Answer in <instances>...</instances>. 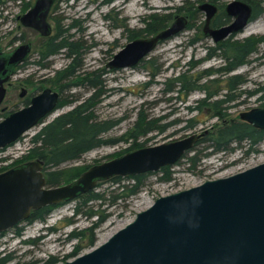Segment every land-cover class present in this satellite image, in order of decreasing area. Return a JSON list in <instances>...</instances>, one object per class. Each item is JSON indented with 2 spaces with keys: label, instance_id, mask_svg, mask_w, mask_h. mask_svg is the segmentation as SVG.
Masks as SVG:
<instances>
[{
  "label": "rangeland",
  "instance_id": "1",
  "mask_svg": "<svg viewBox=\"0 0 264 264\" xmlns=\"http://www.w3.org/2000/svg\"><path fill=\"white\" fill-rule=\"evenodd\" d=\"M29 0H0V44L5 50L13 48L19 43V35H24L34 43L33 51L22 69V74L34 71L39 65L33 60L38 58V50L42 38L40 34L23 26L18 15L25 12L23 3ZM34 2L35 0H30ZM193 1V0H191ZM226 5L232 0H219ZM198 1L195 2L197 7ZM184 4V0H59L58 7L53 15L60 19L63 28L77 20L80 27L71 28L68 33L72 39L83 45L82 61L79 79L85 72L100 69L107 66L113 55L122 48L128 41V28L145 27L143 18L157 13L163 15L167 12H174L177 6ZM264 6V0H263ZM175 16L185 15L186 12H175ZM193 26L181 30L177 35L171 36L161 42L147 58L143 59L135 67H126L119 70L103 71L100 74L102 79L101 88L103 92L93 108L98 119L114 120L115 125L104 133V137L118 139L114 143L103 144L82 154L79 158L61 163V167L73 165L95 164L104 160L116 157L123 149L131 145L133 138L129 131L134 127L135 122L142 112L147 114L149 119L157 124H165L164 130L152 129L147 135L139 136L138 141H146V145L157 144L185 137L193 132H209L216 125L226 120L242 119L240 114L253 107L262 106L260 92L250 93L257 88L264 87V42L259 44L256 52L249 56V61L229 73L222 71L213 76H202L198 83L207 84L211 90L218 91L217 95L210 98H225L226 93H234L235 99L229 103L228 115L221 119L216 115L210 104L200 105L199 100L206 97L203 90L193 89L189 93L175 88L166 91V81L180 73L198 77L205 69L220 68L227 64L226 59L221 56L204 58L207 55L209 45H216L211 37L200 39L195 43L190 42L191 37L202 32L204 14L193 15ZM53 23L54 19H53ZM250 25L247 29L246 27ZM246 27L232 34V40L244 39L251 36L264 35V11L261 15L252 19ZM246 28V29H245ZM149 36V35H148ZM66 53V52H65ZM65 53H58L50 58V66L55 69L66 67L72 57ZM204 60L192 68L189 64L194 59ZM157 74L152 76V72ZM241 75V82L233 90L227 86L229 77ZM218 79L217 81H213ZM7 100L0 106V120L2 107L11 108L14 103L20 101L18 92L10 86ZM75 90L83 91V95L75 98L66 107H61L51 114L44 122L37 124L23 134L16 142L0 151V167L15 166L14 162L20 159L32 145L31 138L49 121L61 112L71 109L80 103L84 98L90 96L92 88L82 85ZM187 93V94H186ZM194 119L196 124L187 127L188 120ZM176 121V122H175ZM204 146L201 142L194 150L187 152L186 156L171 166L173 178L161 180L159 172L148 176L146 184L141 190L131 196H122L112 203V198L121 191L118 182L111 180L96 186L97 191H105L106 199L103 205L95 200L88 202L83 209H89L92 205L100 212L108 213L106 219L96 229L97 241L100 244L109 238L114 232L132 221L138 211L147 208L156 198L161 195L185 189L213 179L239 172L264 161V140L259 144L258 150L249 154L236 147L233 151H218L202 155L195 168H189L187 156L194 154ZM210 151V149H207ZM13 164V165H11ZM19 164V163H18ZM123 179L122 182H127ZM78 199H72L56 206L48 215L45 221L36 220L32 223L22 222L25 228L21 235L14 234V228L0 233V250L14 251L15 259L8 264H43L51 255H57L60 260L55 264H63L64 255L70 252L77 239H68V234L75 229H82L89 226L97 216L88 217L87 214L75 212ZM72 218V222L69 221ZM53 227V229H49ZM36 243H26L24 239L38 237ZM90 248V247H89ZM89 248L84 249L85 252ZM71 257L69 259H72ZM68 260V259H67Z\"/></svg>",
  "mask_w": 264,
  "mask_h": 264
},
{
  "label": "water",
  "instance_id": "2",
  "mask_svg": "<svg viewBox=\"0 0 264 264\" xmlns=\"http://www.w3.org/2000/svg\"><path fill=\"white\" fill-rule=\"evenodd\" d=\"M55 0H35L19 15L25 26L43 35L52 32L48 15ZM207 12L204 34L215 43L243 29L253 14L250 3L232 0L226 11L233 20L212 28L217 6L204 1ZM188 24L177 16L167 27L149 36L129 40L107 63L108 67H132L164 40L177 35ZM31 52V43L11 51L0 45V104L5 82ZM58 93L46 88L30 104L11 111L0 120V148L16 142L29 129L45 121L57 105ZM264 129V106L240 114ZM205 132L145 145L95 163L73 180L50 186L44 159L21 162L0 173V233L27 219L32 210L79 197L100 181L115 175L158 171L174 165L190 151ZM63 264H264V161L228 176L161 195L136 217L100 244L66 260Z\"/></svg>",
  "mask_w": 264,
  "mask_h": 264
},
{
  "label": "trees",
  "instance_id": "3",
  "mask_svg": "<svg viewBox=\"0 0 264 264\" xmlns=\"http://www.w3.org/2000/svg\"><path fill=\"white\" fill-rule=\"evenodd\" d=\"M201 2L204 0H184V4L177 6L174 12H167L163 15L157 13H152L151 15L144 17L142 20L145 23V27L141 28H128L127 35L129 40L140 37L148 36L154 34L165 27H167L173 20L175 12H183L188 10L190 12H195L197 7L195 2ZM217 1V0H209ZM253 5L254 14L251 19L256 18L264 11L263 0H249ZM30 1H25L23 5V10L28 9L30 6ZM80 27L77 20H74L66 28H63L60 24V19L56 23L57 32L48 37L42 45V58L36 61L37 64L45 66L43 58L49 57L53 54H58L63 52L72 60L67 65L68 71L78 69L83 67L82 61V51L83 45L72 39V34L68 33L71 28ZM193 42V40H192ZM264 42V35L261 36H251L244 39L232 40L227 38L226 40L217 43L216 45L209 46L207 48V55L205 58H211L213 56L221 55L226 59L227 64L220 68L211 67L205 69L198 77H193V75H188V73L183 72L173 78H168L166 81V87L164 90L171 91L178 88L180 91L190 92L191 90H203L206 92V97L199 100L200 105L197 108H201L202 104L210 106L215 110L217 116L221 119H225L228 115L227 109L229 108V103L235 99L234 93H226L225 98H216L209 101L210 98L217 95V92L211 90L207 84L198 83L202 76H213L219 71L224 73H229L230 71L236 69L237 67L247 63L249 61V56L256 52L259 48V44ZM190 64V63H189ZM102 73V72H101ZM96 70L85 72L82 76V81L88 87L94 89L93 93L78 103L71 110L55 117L52 121L45 124L32 138V145L26 153L21 155L14 164H18L24 161H28L35 158L44 159V169L47 182L50 186L57 185L61 183H66L77 176L80 175L84 170H86L92 164L85 165H73L68 167H61V163L65 161H70L79 158L82 154L89 151L92 148L103 144L114 143L118 139L104 137V133L108 131L111 127L115 125L114 120L108 119H98L93 112V108L97 104L103 89L101 88L102 79L100 74ZM157 72L153 71L152 76L156 75ZM214 79L213 81H217ZM241 75H232L229 77L228 87L233 90L241 82ZM250 93L260 92L261 105L264 106V87L257 88L254 91H249ZM74 99L62 100L59 106L66 104L67 102H72ZM12 110L3 111L2 115L5 117ZM176 122V121H175ZM187 127H193L196 124L194 119L188 120ZM165 124H157L154 120L149 119L147 114L140 112L134 127L129 131L130 137L133 138L131 145L123 149L119 154L126 152L131 149H135L146 145V141H138L139 136L147 135L152 129L158 128L159 130H164ZM264 140V129L258 128L251 124L250 122L243 119H232L226 120L220 125L214 126L212 130L205 133L191 149L194 150L198 144L204 142V146L199 148L194 154L187 156V162L189 163V168H195L198 165L200 157L204 154H210L211 152H227L233 151L236 147L244 148V152L249 154L252 151L258 150L259 144ZM12 144V143H11ZM9 146V145H8ZM7 147V146H6ZM6 147L0 148V151L4 150ZM210 149V151H207ZM190 150V151H191ZM189 152V151H188ZM187 154V153H186ZM183 155L184 156H186ZM5 157H1L0 160H5ZM180 161V160H179ZM13 165V164H11ZM172 165L163 166L159 172V178L161 180H170L173 178ZM9 169V166L0 167V173ZM156 173V171H146L137 174L129 175H115L107 180L100 181L101 183L111 180L118 182L121 189L112 198V203L116 202L118 198L122 196H131L138 193L141 188L146 184L147 178L150 174ZM123 179H128L127 182H122ZM79 202L75 206V212L77 214L84 213L88 217L97 216L92 220L91 224L82 229H75L68 234V239H77L74 248L64 255V260L71 257L79 255L84 249L94 246L97 241V231L96 229L105 221L108 213L100 212L99 209H94L92 205L89 209H83L84 206L88 205V202H93L95 200L103 205L106 199L105 191H97L96 187L89 190L88 192L75 198ZM64 202L58 204H48L38 209L32 210L30 216L22 222L32 223L36 220L45 221L51 211ZM72 218L69 221L72 222ZM21 222V223H22ZM21 223L15 225L14 234L21 235L23 229L25 228ZM53 229V227H49ZM6 231L1 232L5 233ZM32 237L24 239L26 243H36L39 238ZM14 251H4L0 250V264H8L15 259ZM60 260L57 255H51L43 264H55Z\"/></svg>",
  "mask_w": 264,
  "mask_h": 264
},
{
  "label": "flooded vegetation",
  "instance_id": "4",
  "mask_svg": "<svg viewBox=\"0 0 264 264\" xmlns=\"http://www.w3.org/2000/svg\"><path fill=\"white\" fill-rule=\"evenodd\" d=\"M204 1H209V0H204ZM204 1L199 2L198 5L200 3H202V2H204ZM242 1H245V2L250 3L249 0H242ZM34 2H31L30 1L31 4L28 7V9L34 4ZM58 2H59V0H55L54 4L51 7V10L49 12V15H48V20H49V22L52 25V32H51V34H49V35H43L37 29H35L33 27H30V26H25V25H23L21 23L23 26L27 27L28 29H31L34 32L40 34V36L42 38V41H41L40 45H38V47H39V50H38V58L35 59V60H33L34 63H36V61L38 59L42 58V52H43L42 51L43 50L42 49V45H43V42L48 37L53 36L57 32V30H56V23H57V21H59V19L57 17H54L53 12L58 7ZM210 2L214 3L217 6V11L214 14V16L212 17L211 23H210V26L212 28H216V27H220L222 25L228 24V23H230L233 20V16H230L227 13V11H226V5L229 2H231V1H229L226 5H224L223 3H220L219 0H217V1H210ZM198 5H197V10L195 12H190L188 10H184V12H186V13H184L185 14L184 16L188 19V24H187V26L185 28H190V27L193 26V24L191 22L192 21V18H193V15H196V14H198V15L201 14L202 15V13L204 14V24H203V28H202L201 35L200 34H197V35L191 37V39H190L191 44L192 43H195L196 41H198L200 39L203 40L205 38L211 37L210 35H205L204 34V25H205V21H206V17H207V12L205 10L199 9L198 8ZM250 5L252 6V10H253V14H254L253 5L251 3H250ZM253 14H252V16H253ZM176 17L177 16H175V18ZM18 19L20 20L19 15H18ZM53 19H54V22L55 23H53ZM230 36L228 38H230ZM17 38L19 39L18 40L19 43L16 44L13 48H11L9 50H5L4 48L3 49L5 51H11L17 45H19L21 43L29 42V43H31V52H30L28 58L24 62H22V63H20V64H18L16 66L14 73L11 75V77L9 78V80L7 82H5L6 95H5V98H4L3 102L7 100L8 93H9V90L8 89H9L10 86L14 89V91H16V93L18 92V97L20 98V101L17 102V103H14L11 108H7L5 106L2 107L3 111H8V110L14 111V110H17V109H19L21 107H24V106L30 104L31 101H32V99L36 95L42 93L46 88H50L52 91H55V92L58 93V101H57V105H56L55 110L46 117V119H47L51 114H53L59 108H61V107L64 108L67 105H69L70 102H67L64 105L59 106V103L62 100H67V99H74L75 100V98L83 95V91H81V90H75L77 87L82 86L83 84L86 85L85 83H83L82 80L79 79V76L81 75V74H79V70H80L81 67H79L78 69H75V70H71V71H68L67 70L68 69L67 66L64 67V68H59V69L53 68L52 66H50L51 61H49V59L55 57L57 54H53V55H50L49 57L47 56V57L43 58V62H45V64H46L45 66H41V65L38 64L39 65V68L38 69H35L34 71H29V72H26V73L22 74V72H25V71H22V69H26V64L28 63L29 57H30V55H31V53L33 51L34 43H33L32 40H30V39L28 40L27 37H25L24 35H19V37H17ZM226 39H224V40H226ZM192 40H193V42H192ZM215 44H217V43H215ZM61 53H63V52H61ZM204 58L203 59L202 58L201 59H194V60L190 61V65L192 66V68H195V66H197L198 64H200L204 60ZM137 65H135V66H137ZM135 66H133V67H135ZM123 68L124 67H121V68H112V67L106 66V67H103L102 69H100L99 72L107 71L108 69H110V70H119V69H123ZM83 100H85V98ZM3 102L0 104V106L3 104ZM75 106L76 105H74L72 108H74ZM71 109H69V110H71ZM69 110H67V111H69ZM67 111L61 112L58 115H56L55 117H57V116L65 113ZM12 167H14V166H12ZM12 167H9V169L12 168Z\"/></svg>",
  "mask_w": 264,
  "mask_h": 264
},
{
  "label": "bare ground",
  "instance_id": "5",
  "mask_svg": "<svg viewBox=\"0 0 264 264\" xmlns=\"http://www.w3.org/2000/svg\"><path fill=\"white\" fill-rule=\"evenodd\" d=\"M246 26H247V25H246ZM249 27H250V25H248L246 28L248 29ZM246 28H245V29H246Z\"/></svg>",
  "mask_w": 264,
  "mask_h": 264
}]
</instances>
